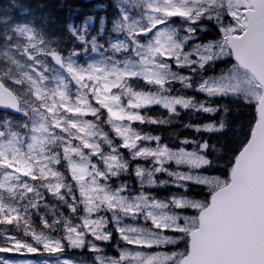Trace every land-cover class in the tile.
Instances as JSON below:
<instances>
[{
  "label": "rangeland",
  "instance_id": "374dc122",
  "mask_svg": "<svg viewBox=\"0 0 264 264\" xmlns=\"http://www.w3.org/2000/svg\"><path fill=\"white\" fill-rule=\"evenodd\" d=\"M113 2L119 15L108 23L103 19L95 33L91 32L92 20L78 27L81 33L77 40L85 48L80 60L77 54L60 56L50 52L46 55L41 40L26 24L12 26L14 43L0 47V79L7 78L9 87L19 97L22 103L19 118L23 119L18 121L20 135L12 131L10 119L0 126V214L7 209L18 213L19 206H10L5 198L21 193L23 188L31 192L36 172L47 192L60 196L59 178L48 166L51 159L46 156V148L56 133L54 142L61 145L84 209L81 230L69 227L64 235L71 247L86 246L97 264H175L185 252L187 232L196 226L195 215L206 201L184 194L158 199L152 190L169 182H191L214 190L225 181L193 170L205 164L201 155L170 150L157 139L136 132L130 124L148 105L158 104L168 109L208 108L195 106L186 97L122 89L120 81L130 76L159 85L170 79L189 83L190 76L180 77L173 72L168 59L175 66L189 67L194 62L225 57L229 54L225 38L232 31L231 26L237 28L235 34L243 29L244 10L241 0H222L233 20L229 27H221L223 38L184 52V40L178 39L167 19L178 16L175 20L178 29L189 31L191 28L187 25L215 0ZM18 10L25 12L22 6ZM11 12V6L0 8V22L12 20L15 14ZM106 27L109 35L104 33ZM104 36L105 41L98 45V38ZM126 43H129V52H126L129 47ZM47 59L51 60L49 66ZM198 85V90L208 95L230 92L251 100L259 97L257 84L238 67L223 75L199 80ZM90 98L104 105L112 131L130 158V174L125 169L124 154L104 137L102 125L85 119V114L93 112L89 107ZM203 129L211 130L214 126L208 124ZM168 164L178 170H166L165 176L156 179L154 172L159 175ZM119 174L130 175L134 183L121 180ZM84 232L90 234L88 239ZM113 233L127 243L115 257L106 253ZM31 236L46 252L29 241L6 235L2 238L4 245L0 246L3 249L0 264H93L56 252L61 239L36 232H31ZM8 250L16 255L7 256Z\"/></svg>",
  "mask_w": 264,
  "mask_h": 264
},
{
  "label": "trees",
  "instance_id": "16d2710c",
  "mask_svg": "<svg viewBox=\"0 0 264 264\" xmlns=\"http://www.w3.org/2000/svg\"><path fill=\"white\" fill-rule=\"evenodd\" d=\"M17 1L28 5L30 13L25 15L23 20L30 23L41 42L45 44L43 46L46 55L50 52L61 56L77 54L79 60L85 48L77 40L78 35L81 33L78 27L86 21L92 20L94 24L91 32L95 33L103 19L108 23V21L119 15L114 7L113 0ZM176 17L178 16L171 17L167 21L173 25L178 39H182V42L184 40V52L191 51L197 45L203 46L217 42L223 36L220 28L232 23L222 0H215L202 13L196 15L194 20L187 25L191 28L189 31L186 28L178 29L175 21L177 20ZM8 26L0 23V46L2 44L11 46L14 43L12 39H9L12 33L7 28ZM104 33L109 35L107 34L108 27H106ZM105 38V36L98 38V45L103 43ZM127 46H129V43H126ZM129 51L130 46L126 52ZM122 55H124V52ZM47 61L46 64L49 66L51 60L47 59ZM168 62L171 65V70L180 77L190 76L189 83L183 84L170 79L165 84L159 85L148 83L147 80L142 78L129 76L121 79L120 87L130 91L157 92L172 97H186L193 100L195 104L207 105L211 111L205 112L192 107L176 106L174 109H168L158 104L148 105L139 111L138 119L132 122L130 126L142 135L157 139L160 144L170 150L202 155L207 160L206 164L193 170L226 181L235 156L249 138L255 118V105L240 95H206L197 90L199 80L219 76L234 67V62L228 55L223 58H210L206 61L194 62L189 67L175 66L171 59H168ZM0 63L2 64L1 61ZM89 105L93 112L85 114V119L102 125L101 130L104 132V137L112 141L111 145L124 154V159L127 162L125 169L130 174V158L126 149L118 142L112 131L104 105L93 101L92 98H90ZM66 115L71 114L66 113ZM12 117L0 111V126H4L7 119L20 121L17 117ZM13 122L12 131L20 135L18 131L19 122L14 125ZM208 123L214 124L218 128L213 131L199 129ZM52 138L48 144L49 147L46 148V156L51 159L48 166L59 178L60 191L58 195L60 196L56 197V193L47 192L46 186L36 172L37 178L34 180L36 182H34L31 190L33 194L23 188L21 193L12 194L9 198H5L10 206H19V211L18 213H11L7 209L4 214H0V246L4 245L2 238L11 235L19 241H29L41 251L46 252L42 244L36 242L31 236V232L42 233L55 239H61V246L56 252L63 256L97 264L89 248L86 246L81 249L73 248L64 239L69 227L76 226L81 230L84 209L78 190L74 185L75 182L71 179L70 172L67 169L61 145L59 142H54L57 139V134L54 133ZM105 143L102 144L105 145ZM137 162L143 163L142 160ZM174 167L176 166L173 164L163 166L159 175L155 171L156 179L165 176L166 170H178ZM119 175L121 180L126 179L134 183L133 177L130 175ZM65 189H68V192ZM210 192L211 190L205 186L191 182H169L152 190V193L158 199H168L172 195L184 194L203 201H207ZM84 233L88 239L90 234ZM126 244L122 242L118 234L113 233L106 253L115 257L119 248ZM8 253L6 255L9 257L16 255L14 252Z\"/></svg>",
  "mask_w": 264,
  "mask_h": 264
},
{
  "label": "water",
  "instance_id": "95a60500",
  "mask_svg": "<svg viewBox=\"0 0 264 264\" xmlns=\"http://www.w3.org/2000/svg\"><path fill=\"white\" fill-rule=\"evenodd\" d=\"M247 23L229 36L232 58L260 84L256 120L228 182L213 191L187 233L176 264H264V0H242ZM19 101L0 81V110L19 114Z\"/></svg>",
  "mask_w": 264,
  "mask_h": 264
},
{
  "label": "snow or ice",
  "instance_id": "6c2138e0",
  "mask_svg": "<svg viewBox=\"0 0 264 264\" xmlns=\"http://www.w3.org/2000/svg\"><path fill=\"white\" fill-rule=\"evenodd\" d=\"M0 251H3V249H0Z\"/></svg>",
  "mask_w": 264,
  "mask_h": 264
}]
</instances>
